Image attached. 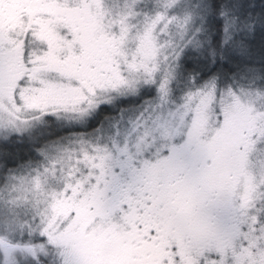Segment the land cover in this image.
I'll use <instances>...</instances> for the list:
<instances>
[{
  "label": "snow or ice",
  "instance_id": "snow-or-ice-1",
  "mask_svg": "<svg viewBox=\"0 0 264 264\" xmlns=\"http://www.w3.org/2000/svg\"><path fill=\"white\" fill-rule=\"evenodd\" d=\"M0 264H264V0H0Z\"/></svg>",
  "mask_w": 264,
  "mask_h": 264
}]
</instances>
